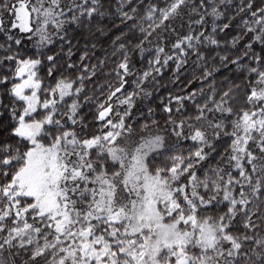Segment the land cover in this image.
<instances>
[{
	"label": "snow or ice",
	"instance_id": "6c2138e0",
	"mask_svg": "<svg viewBox=\"0 0 264 264\" xmlns=\"http://www.w3.org/2000/svg\"><path fill=\"white\" fill-rule=\"evenodd\" d=\"M0 264H264V0H0Z\"/></svg>",
	"mask_w": 264,
	"mask_h": 264
},
{
	"label": "trees",
	"instance_id": "16d2710c",
	"mask_svg": "<svg viewBox=\"0 0 264 264\" xmlns=\"http://www.w3.org/2000/svg\"><path fill=\"white\" fill-rule=\"evenodd\" d=\"M97 55H100L98 52ZM188 72L194 71L193 69H188ZM198 75V73H197ZM173 72L171 67L165 68V70L159 74H157V79L159 80V96H166L167 92L169 91H177L179 90L182 85L179 83V81H184L186 82L187 79H191L190 75H187L185 70L182 68L179 73L178 80H173L172 79ZM175 85V87H174ZM154 100H158V97H154Z\"/></svg>",
	"mask_w": 264,
	"mask_h": 264
}]
</instances>
